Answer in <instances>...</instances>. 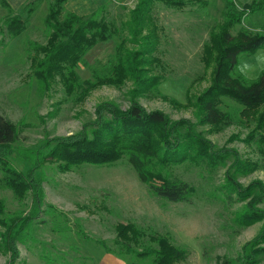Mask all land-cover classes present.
<instances>
[{
    "label": "rangeland",
    "instance_id": "rangeland-1",
    "mask_svg": "<svg viewBox=\"0 0 264 264\" xmlns=\"http://www.w3.org/2000/svg\"><path fill=\"white\" fill-rule=\"evenodd\" d=\"M54 2L20 0L12 13L0 5V114L12 121L18 132L10 146L12 154L6 161L5 157L0 160V264H98L107 255L124 264H153L151 256L143 259L118 254L121 249L117 242L122 241L119 228L132 226L144 245L134 247L140 252L155 247L151 238L162 235L187 251L186 260L180 264L240 261L245 246L264 234V151L257 137V118L241 114L243 106L223 98L220 110L230 114L233 122L202 124L197 101L212 83L213 70L207 71L202 61L204 46L224 23L227 5L243 12L261 6L264 0H209L207 6L196 3L184 10L156 3L151 18L153 28H157V48L149 51V41L141 37L140 43L129 41L126 48L143 47L149 51L146 57L159 60L148 66L149 78L159 80L157 87L146 90L126 80L120 87L99 85L87 96L81 90L68 93L59 78L42 90L34 77L31 57L35 52L30 43H47L46 18ZM76 2L75 12L83 16L104 7L100 14L120 31L117 38L91 50L80 65L81 79L93 81L94 71L105 74L110 70L121 41L131 39L125 24L140 0H69L65 10ZM17 16L26 21V29L14 36L6 22ZM241 31L264 34V8L232 27L233 35ZM263 70L264 49L242 56L239 73L246 78L256 80ZM107 102L123 110L138 102L147 111H163L173 121L188 120L212 143L199 160L173 164L164 171L167 177L191 186L190 201L175 203L154 195L127 155L109 164L71 167L60 159H50L56 138L83 131L93 137L96 109ZM33 165L38 166L35 176L43 184L44 205L18 242V258L11 261L2 222L27 217L33 196L10 180H20L19 174L27 175ZM155 170L162 173L160 168ZM253 249L257 259L253 263L264 264V243Z\"/></svg>",
    "mask_w": 264,
    "mask_h": 264
},
{
    "label": "trees",
    "instance_id": "trees-1",
    "mask_svg": "<svg viewBox=\"0 0 264 264\" xmlns=\"http://www.w3.org/2000/svg\"><path fill=\"white\" fill-rule=\"evenodd\" d=\"M69 0H55L50 6L46 18L49 38L45 45L31 42L30 49L35 52L31 57L34 77L42 90L49 89L56 78H59L65 90L72 94L81 90L83 96L99 85L122 86L126 80H133L138 87L154 89L159 82L157 77L149 78L151 66L158 59L150 60L147 52L155 51L158 46L157 28L152 26L151 11L156 3L184 10L189 5L201 3L207 6L209 0H140L139 6L133 11L131 20L125 24L129 27L131 39L122 40L117 47L115 60L105 74L94 71V80L83 81L78 69L87 54L97 45L108 42L119 36L116 25L107 21L100 11L88 16H81L65 10ZM2 8L12 13V7L6 0H0ZM256 5L254 10L236 12L229 8L225 12V21L210 35L209 42L204 46L203 58L205 69H212V83L198 98L199 120L202 124L222 126L230 124L233 118L220 110L223 98H228L243 106L241 114L257 118V137L262 142L264 151V70L256 80H249L239 73L242 56H252L264 49V34H252L241 31L232 34V27L243 22V19L264 8ZM32 10L30 11V13ZM29 13V14H30ZM6 25L9 32L18 36L26 29V21L19 16L8 19ZM148 31L145 36L144 32ZM149 41V51L141 47L129 50V41L140 43ZM96 129L91 137L87 131L68 137L56 138L55 145L49 152L51 160H62L68 167L83 164L104 165L117 161L127 155L129 163L136 170L140 180L147 184L150 191L159 198L170 202H187L192 195L191 186L183 181L171 179L164 175L173 164L199 160L205 155L212 143L195 131L194 125L188 120L173 121L160 110L147 111L138 102H132L127 110L107 102L96 109ZM16 125L0 114V160L6 161L11 155L10 146L17 139ZM75 148V150H73ZM58 155V156H57ZM160 168L162 173L155 169ZM243 167H241L242 169ZM38 170L33 165L27 175L19 174L20 180L10 183L16 188L30 191L33 205L29 215L15 221L2 222L5 227L3 239L6 249L11 252L12 260L19 256L18 242H21L27 228L38 218L44 205V190L40 179L35 176ZM15 187H13L15 189ZM122 241L117 242L120 255L135 254L139 258H153V264H180L187 258V251L176 247L167 236H155L151 242L155 247H145L140 252L134 247H144L139 243L140 233L135 227L119 228ZM264 243V234L247 244L244 248L243 264H254L256 256L254 247ZM102 245L104 243L102 242ZM106 245H104L105 247ZM109 252L110 249L106 248ZM235 260L225 259L217 264H236ZM130 264H137L131 262Z\"/></svg>",
    "mask_w": 264,
    "mask_h": 264
},
{
    "label": "crops",
    "instance_id": "crops-1",
    "mask_svg": "<svg viewBox=\"0 0 264 264\" xmlns=\"http://www.w3.org/2000/svg\"><path fill=\"white\" fill-rule=\"evenodd\" d=\"M9 4H10V6L12 7V9H14V10H16V8H18V7H16V5H18V4H20L19 3V1L20 0H14V2L15 3H13L12 2V0H6ZM97 1V0H96ZM101 2V0H98V3H100ZM24 5V4H23ZM22 5V6H23ZM73 5V4H72ZM79 5V3H77L76 2V4H75V6H71V4H69V6H68V9H69V11L70 12H73V13H76L75 11L77 10V8H75V7H77ZM70 7H71V9H70ZM72 7H74L73 9H72ZM77 14V13H76ZM81 16H83V15H81ZM255 71V70H254ZM246 76V75H245ZM246 77H248V76H246ZM250 78V77H249ZM252 79V78H251ZM98 264H124V262L122 261V260H120V259H118V258H116V257H114V256H112V255H107L106 257H105V260L102 262V258L100 259V261H98Z\"/></svg>",
    "mask_w": 264,
    "mask_h": 264
}]
</instances>
